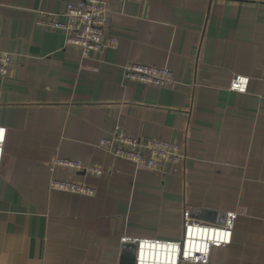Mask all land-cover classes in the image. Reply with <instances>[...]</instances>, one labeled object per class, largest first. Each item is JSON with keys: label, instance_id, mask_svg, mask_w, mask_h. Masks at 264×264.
I'll return each instance as SVG.
<instances>
[{"label": "crops", "instance_id": "crops-1", "mask_svg": "<svg viewBox=\"0 0 264 264\" xmlns=\"http://www.w3.org/2000/svg\"><path fill=\"white\" fill-rule=\"evenodd\" d=\"M78 1L0 0V264H129L122 238L180 242L186 210L208 225L237 214L208 264H264V0H102L117 45L86 57L35 25ZM127 63L166 67L173 85L126 81ZM237 75L246 93L229 90ZM117 127L178 146L177 171L114 159L99 142ZM55 158L103 174H51ZM51 177L95 195L51 191Z\"/></svg>", "mask_w": 264, "mask_h": 264}, {"label": "built area", "instance_id": "built-area-1", "mask_svg": "<svg viewBox=\"0 0 264 264\" xmlns=\"http://www.w3.org/2000/svg\"><path fill=\"white\" fill-rule=\"evenodd\" d=\"M60 17L65 18L61 22ZM110 12L102 0H80L69 3L63 13L37 11L35 25L46 31H62L66 46H77L83 57L90 52H104L114 48L117 40L107 34L110 23ZM11 65V55L0 51V79H3ZM123 78L126 81L138 82L157 88L173 85V75L166 67H153L137 63L123 66ZM249 78L234 76L229 90L246 93ZM6 140V129L0 127V170L3 158V147ZM99 147L109 152L114 159L132 164L138 170H147L165 174L167 166L177 167L184 156L178 146L156 139H139L127 135L119 127L111 137H102ZM57 167L72 169L75 172L90 173L99 178L103 171L99 167L86 166L81 161L55 158L49 171L54 173ZM49 190L93 197L95 189L83 183L69 180H57L51 177ZM192 211L183 213V238L180 242H165L151 239L124 237L122 244L135 246L134 264H208L213 248L227 246L231 242L236 213H227L223 224H203L195 221ZM147 251H149L147 255ZM160 256V259L158 257Z\"/></svg>", "mask_w": 264, "mask_h": 264}, {"label": "water", "instance_id": "water-1", "mask_svg": "<svg viewBox=\"0 0 264 264\" xmlns=\"http://www.w3.org/2000/svg\"><path fill=\"white\" fill-rule=\"evenodd\" d=\"M210 213H207L205 211H197V213H194L192 216L194 218H199V219H209L210 217ZM223 216V215H222ZM223 218V217H222ZM127 246H129L132 249V255L130 258V263L129 264H134V257H135V246L132 244H124V253H123V259H125V254H127V252H125L127 250Z\"/></svg>", "mask_w": 264, "mask_h": 264}]
</instances>
